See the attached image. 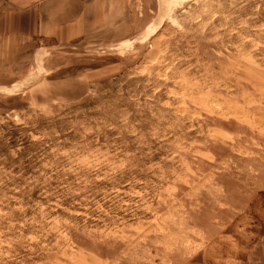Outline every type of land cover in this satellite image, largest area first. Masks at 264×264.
Here are the masks:
<instances>
[{
	"label": "rangeland",
	"instance_id": "1",
	"mask_svg": "<svg viewBox=\"0 0 264 264\" xmlns=\"http://www.w3.org/2000/svg\"><path fill=\"white\" fill-rule=\"evenodd\" d=\"M133 12L0 65V264H211L250 216L264 264V0Z\"/></svg>",
	"mask_w": 264,
	"mask_h": 264
},
{
	"label": "crops",
	"instance_id": "2",
	"mask_svg": "<svg viewBox=\"0 0 264 264\" xmlns=\"http://www.w3.org/2000/svg\"><path fill=\"white\" fill-rule=\"evenodd\" d=\"M136 1L0 0V52L7 49L0 55V65L11 57L26 59L32 48L47 41L60 44L124 41L137 30L133 12ZM5 42L12 45L3 49ZM253 219L250 216L238 220L230 237L222 239L232 248L228 254L219 257L213 255L217 246L209 248L207 256L211 264L247 263L252 242L263 236L262 231L255 232ZM211 255L216 259L212 260Z\"/></svg>",
	"mask_w": 264,
	"mask_h": 264
}]
</instances>
